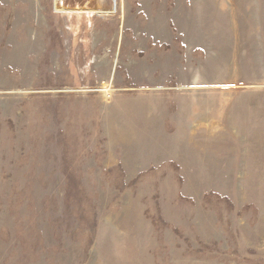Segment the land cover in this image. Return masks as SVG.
I'll use <instances>...</instances> for the list:
<instances>
[{
	"label": "rangeland",
	"instance_id": "obj_1",
	"mask_svg": "<svg viewBox=\"0 0 264 264\" xmlns=\"http://www.w3.org/2000/svg\"><path fill=\"white\" fill-rule=\"evenodd\" d=\"M0 264H264V0H0Z\"/></svg>",
	"mask_w": 264,
	"mask_h": 264
},
{
	"label": "bare ground",
	"instance_id": "obj_2",
	"mask_svg": "<svg viewBox=\"0 0 264 264\" xmlns=\"http://www.w3.org/2000/svg\"><path fill=\"white\" fill-rule=\"evenodd\" d=\"M73 10H76V11H90L92 10V8L90 6H81V7H75L73 8Z\"/></svg>",
	"mask_w": 264,
	"mask_h": 264
}]
</instances>
